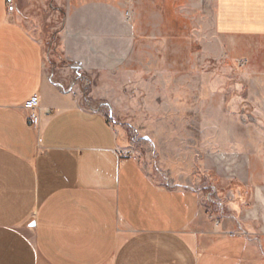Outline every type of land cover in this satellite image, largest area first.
I'll use <instances>...</instances> for the list:
<instances>
[{"label": "crops", "instance_id": "0c3cea01", "mask_svg": "<svg viewBox=\"0 0 264 264\" xmlns=\"http://www.w3.org/2000/svg\"><path fill=\"white\" fill-rule=\"evenodd\" d=\"M13 3L0 0V264H264L263 151L211 153L203 176L171 172L179 186L166 188L119 155L128 136L85 103L107 97L99 84L155 71L156 44L139 36L160 18L165 34L174 21L205 36L202 57L242 60L264 109V0Z\"/></svg>", "mask_w": 264, "mask_h": 264}, {"label": "rangeland", "instance_id": "374dc122", "mask_svg": "<svg viewBox=\"0 0 264 264\" xmlns=\"http://www.w3.org/2000/svg\"><path fill=\"white\" fill-rule=\"evenodd\" d=\"M149 15L143 8V29ZM154 22L159 33L140 35L139 41L155 42V71L141 72L139 82L99 84L107 97L85 103L104 111L124 130L134 156L153 173L157 167L169 176L171 172L203 176L210 166L204 161L211 153L256 158L264 152V109L248 96L243 61L202 57L205 36L195 28L182 31L173 21L172 33L165 34L162 20ZM87 80L86 86L80 82L85 93L93 86ZM210 186L204 189L210 191Z\"/></svg>", "mask_w": 264, "mask_h": 264}, {"label": "built area", "instance_id": "2783aa9c", "mask_svg": "<svg viewBox=\"0 0 264 264\" xmlns=\"http://www.w3.org/2000/svg\"><path fill=\"white\" fill-rule=\"evenodd\" d=\"M128 1H130V0H128ZM5 2H6L7 10L8 11H13L15 9L13 0H5ZM125 15L130 18V16H131V10L128 9L126 11ZM79 79H81V81L83 82V86L88 85V80H87L86 77L79 76ZM57 85L61 89H64L62 84H57ZM70 87L71 86H68V89ZM26 107L29 110V114H28V122H29V124L34 125V126L37 125L38 124V121H39L38 112L36 111L37 105L34 104V103H28L26 105ZM117 152L119 153V155H123L124 157L125 156H134V151L131 150V149L118 150ZM155 168H156V173L158 174V179H159V181H160V183H161V185L163 187H166V188H175V187L179 186L177 183L171 181V179L168 177L167 173L161 171L157 167H155ZM185 187H187L189 189H192V190H196V188L193 187V186H185ZM213 192H214L213 191V188H211V190L209 192V199L211 198L210 196L213 195Z\"/></svg>", "mask_w": 264, "mask_h": 264}]
</instances>
